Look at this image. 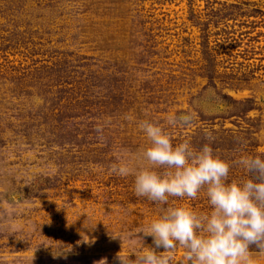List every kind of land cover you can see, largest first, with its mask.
<instances>
[{
	"label": "rangeland",
	"instance_id": "obj_1",
	"mask_svg": "<svg viewBox=\"0 0 264 264\" xmlns=\"http://www.w3.org/2000/svg\"><path fill=\"white\" fill-rule=\"evenodd\" d=\"M224 95L254 109L239 117ZM187 111L191 128L167 129L174 144L198 149L212 131L229 163L264 154V0H0V264H118L110 234L134 232L160 206L108 166L139 163V120ZM106 120L101 143L95 127ZM245 177L231 168L230 179ZM169 204L210 210L203 192Z\"/></svg>",
	"mask_w": 264,
	"mask_h": 264
},
{
	"label": "clouds",
	"instance_id": "obj_2",
	"mask_svg": "<svg viewBox=\"0 0 264 264\" xmlns=\"http://www.w3.org/2000/svg\"><path fill=\"white\" fill-rule=\"evenodd\" d=\"M194 122L190 111L170 114L163 123L139 120L148 141L135 158L139 163L121 157L108 166L110 174L134 177L136 197L160 206L159 214L134 232L110 234L121 242L118 264H258L264 257V154L241 155L229 163L211 146L216 139L212 131L204 133L206 142L198 149L188 139L174 144L167 129H188ZM110 123L95 127L101 143L107 142L104 129ZM236 142L241 148L246 144L243 138ZM232 167L243 169L246 177L230 179ZM201 192L207 212L169 204L170 198L195 200ZM146 237L152 246H145ZM125 242L130 253L124 252Z\"/></svg>",
	"mask_w": 264,
	"mask_h": 264
},
{
	"label": "trees",
	"instance_id": "obj_3",
	"mask_svg": "<svg viewBox=\"0 0 264 264\" xmlns=\"http://www.w3.org/2000/svg\"><path fill=\"white\" fill-rule=\"evenodd\" d=\"M247 3V2H246ZM225 5V3H224ZM240 5L241 4H238V3H234V4H230L229 6H231V8H234L235 10L236 9H239L240 8ZM226 7L222 8V9H219L221 12L222 10H225ZM252 12H256V13H262L261 10H259L258 8H254L252 10ZM224 18H227L228 19V16L225 14L224 15ZM190 19H194V15H191ZM194 21V24L196 26H199L202 28V30H207L209 28V22H201V21H198V20H193ZM208 34H204L202 39H203V48H204V51H208ZM204 58H205V61H206V65L204 66L206 68L207 71H211L210 74H208L207 78H208V81L213 84V77H214V74H215V66L213 67V58L211 57V55L209 54V52L206 54V55H203ZM213 67V68H212ZM224 98L227 99L228 101H230L232 103V105L235 107V109H237V113L239 117H245L247 115V113L249 111H251L253 108V106L251 105V101L247 100V101H243V100H236V99H233L231 96L229 95H224ZM82 103V102H81ZM87 106H83V108L85 109ZM76 108H72L70 109V111H74ZM82 114V113H81ZM81 114L79 115L78 113H71L69 116L67 117H70V118H77V117H80ZM85 114H91L90 111H86ZM85 114H82V115H85ZM91 117V116H89ZM223 118H226L225 116H223ZM95 125L90 123L89 125V128L92 129ZM90 134H92L93 132H89ZM88 134V133H87ZM253 250H256L255 248H253Z\"/></svg>",
	"mask_w": 264,
	"mask_h": 264
}]
</instances>
